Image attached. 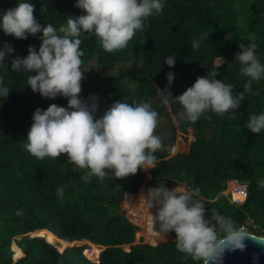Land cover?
Segmentation results:
<instances>
[{
  "label": "trees",
  "instance_id": "16d2710c",
  "mask_svg": "<svg viewBox=\"0 0 264 264\" xmlns=\"http://www.w3.org/2000/svg\"><path fill=\"white\" fill-rule=\"evenodd\" d=\"M18 2L0 0V14ZM25 2L35 6L34 16L41 24H52L57 31L69 17L86 14L76 7V0ZM162 3V13L149 17L143 31H137L122 50L106 52L95 35L82 33V66L94 60L102 67L100 78L105 86L97 118L118 100L129 104L149 102L148 97L156 89L168 86L169 72L175 77L170 89L173 96L182 94L213 67L219 72L216 78L233 85V95H238L250 79L241 75L242 65L235 60L239 44L254 43L255 54L264 64V0ZM42 35L41 32L17 39L0 28V48L7 44L14 49L5 58L7 68L0 66V80L10 90L8 97L0 96V264H54L60 256L73 264H202L177 250L174 232L171 238L155 245L134 243L137 225L141 229L138 235H144L149 242L170 235L150 230L154 209L143 197L160 184L169 190L175 188L168 186L173 183L186 190L198 188L206 209L217 210L246 232L264 236V187L258 184V180H264V130L255 134L246 127L251 115L264 114V78L252 82V90L239 109L223 116L208 112L211 119L202 116L195 123L178 118V103H169L170 111L165 104L151 103L158 114L171 113L182 131L192 129L194 139L188 150L176 153L181 150V136L175 141L176 150L170 151L176 154L168 157L165 151L157 150L154 155L160 161L149 169L146 185L142 184L141 170L124 179H117L114 172L106 170L108 174L103 180L92 176L85 182L82 176L88 170L79 169L67 155L41 160L25 149L35 110H46L51 104L68 106L66 97L48 99L34 93L27 85L29 73L12 70V61L27 57L29 47L39 51ZM193 41L200 42L199 49L191 47ZM134 53L137 65L131 62ZM169 55L175 57L174 67L165 61ZM80 98L88 100L85 92H81ZM230 177L248 184L242 205L230 203L221 193ZM58 187L64 189L62 197L57 193ZM125 192L129 193L124 205L129 208L133 223L121 206ZM21 209L22 214L18 215ZM248 220L252 221L250 227H246ZM155 230H159L158 224ZM32 231L37 235L29 236ZM82 240L101 247L99 262L85 258L84 245H67L60 253L53 244ZM98 252L97 247L84 250L92 259ZM12 254L18 259L14 261Z\"/></svg>",
  "mask_w": 264,
  "mask_h": 264
},
{
  "label": "clouds",
  "instance_id": "9594fccd",
  "mask_svg": "<svg viewBox=\"0 0 264 264\" xmlns=\"http://www.w3.org/2000/svg\"><path fill=\"white\" fill-rule=\"evenodd\" d=\"M76 7L86 14L69 17L58 31L52 24H41L34 16L35 6L25 0H19L17 6L0 14V28L6 35L26 39L29 35L43 34L39 51L29 47L27 57L12 61V70L29 73L27 85L34 93L48 99L68 98L67 107L51 104L46 110H35L25 149L41 160L67 155L79 169L88 170L82 176L85 182L92 176L103 180L108 174L106 170L114 172L117 179H124L141 169L153 168L154 154L161 147V140L155 135L159 114L150 102L129 104L118 100L97 118L99 98L95 95L88 100L80 98L85 78L80 37L82 33L95 35L103 50L109 53L122 50L137 31H143L149 17L162 13L164 4L162 0H76ZM41 11L43 13V7ZM191 47L199 49L200 42L193 41ZM256 47L254 43L239 44L235 60L242 65L241 75L250 79L238 95H233V85L216 78L219 72L215 67L206 76L197 77L195 83L178 96H173L170 90L175 77L169 72L168 86L158 88V95L166 105L178 103L181 106L178 118L192 123L202 116L211 119L206 115L208 112L220 116L234 112L251 92L252 82L264 78V64L255 54ZM13 52L7 44L0 48V66L7 68L5 58ZM165 61L169 67L175 66L174 55L167 56ZM9 92L0 80V96L8 97ZM246 127L260 134L264 130V114L251 115ZM258 184L264 187V180H258ZM63 192V187L57 188L59 196L62 197ZM199 196L198 188L186 190L180 185L171 190L164 184L150 188L147 196H143L154 209L150 230L166 235L174 232L177 250L194 261L223 264L227 252L245 250L246 241L252 237L217 210L206 209ZM157 224L158 231L155 230Z\"/></svg>",
  "mask_w": 264,
  "mask_h": 264
},
{
  "label": "rangeland",
  "instance_id": "374dc122",
  "mask_svg": "<svg viewBox=\"0 0 264 264\" xmlns=\"http://www.w3.org/2000/svg\"><path fill=\"white\" fill-rule=\"evenodd\" d=\"M128 62L129 61L127 60V63ZM131 62H133V63H135V65H137V58L135 57V53L133 55V58H132ZM217 62L219 63L220 60H217ZM122 65H120V66H122ZM81 68H82V71H83L84 77H85L82 80V92L86 93L87 99L90 96H92V95L97 96L99 98V100H98V104H99L103 100V89H104V86H105L104 82L100 78V76L102 75V67L100 65H98L97 63L95 64L94 60H91L90 62H88V63L84 64L83 66H81ZM114 70L116 71V69H114ZM148 100H149L150 103H152L155 106H160V105L164 104L162 99H161V97L158 95V89H156V93L155 94H153L152 96L148 97ZM89 102H91V101H89ZM166 107H167L168 111H170L169 104H167ZM155 135H157L160 138V140H161V147H160L159 151H165V153H166L165 156H168V157H169V155L171 156V155H174L176 153L186 152L188 150V148H189V145H190L191 141L194 139L192 129L189 128V129H187L186 132L182 131L180 129L179 122L169 112H168V115L165 114V113H160L158 115V125H157L156 130H155ZM179 136H181L182 140H183V142L179 141L180 145L182 143V146H180L181 150L173 154L170 151H175L176 150L175 141H177L179 139ZM165 158H167V157H165ZM158 161H160V160H156V162H158ZM149 169L147 171L144 170V169H141V172H142V175H143V183H145V185H146L147 181L150 179V175H149V172H148ZM177 185H180V184L173 183V184H170L169 186H175L176 187ZM140 188L141 187H139V190H140ZM125 196H126V193L123 195L121 206H122V209H125L126 216L130 219V221H132L131 218L129 217V211L130 210H129V208L125 207V205H124ZM251 224H252V221L248 220V222L246 224V227H250ZM138 227H139V230L136 233V237H135L134 243L143 242V243H147V244H151V245H154V244L157 243V242H155V243L149 242L144 235H142L140 237V235H138V234L141 232V229H140L139 225H138ZM35 234L31 235V233H30L29 235L35 236ZM169 238H171V234L168 237H165V238L161 239L160 242L166 241ZM54 244L56 245V247L58 248L59 251L60 250L62 251L64 249V247L67 246V245L68 246H72L74 244H76V245L86 244V245H88V247L86 249L91 248L90 245H92V247H93L92 250H94L97 247L92 242H89V241H86V240L76 241V242H73V243H70V244H67V243L60 244L58 242H54ZM12 245H11V249H12ZM124 247L128 248L127 245H125ZM100 249H101V247L99 248V250ZM83 254L85 255L84 250H83ZM12 257H13V259L15 258L13 256V254H12Z\"/></svg>",
  "mask_w": 264,
  "mask_h": 264
},
{
  "label": "water",
  "instance_id": "95a60500",
  "mask_svg": "<svg viewBox=\"0 0 264 264\" xmlns=\"http://www.w3.org/2000/svg\"><path fill=\"white\" fill-rule=\"evenodd\" d=\"M141 79L146 80L144 78ZM249 234L252 239L246 241V249L243 251L237 250L235 252H227L223 257V264H264V237L255 235L253 233ZM159 242L160 241H158L156 244H158ZM54 264L73 263L69 261L66 257L60 256L54 260Z\"/></svg>",
  "mask_w": 264,
  "mask_h": 264
},
{
  "label": "built area",
  "instance_id": "2783aa9c",
  "mask_svg": "<svg viewBox=\"0 0 264 264\" xmlns=\"http://www.w3.org/2000/svg\"><path fill=\"white\" fill-rule=\"evenodd\" d=\"M247 188H248V184L246 181H241L237 178L230 177V178H227L225 180L224 188L221 191V193L228 199V201L230 203L235 204V205H242L246 201V198H247ZM90 246H91V248H89V249L92 250L93 247H92V245H90ZM96 246L99 250L100 247L98 245H96ZM86 248L87 247H85L84 250ZM100 250H99L98 255L95 259L89 258L87 253H85V257L87 259H89L90 261L97 263L99 261V258H100Z\"/></svg>",
  "mask_w": 264,
  "mask_h": 264
},
{
  "label": "crops",
  "instance_id": "0c3cea01",
  "mask_svg": "<svg viewBox=\"0 0 264 264\" xmlns=\"http://www.w3.org/2000/svg\"><path fill=\"white\" fill-rule=\"evenodd\" d=\"M165 156H163V158H164ZM158 158H161V157H158ZM160 160V159H159ZM149 172V171H148ZM142 184H143V182H142ZM178 184V183H177ZM140 187H141V185H140ZM138 232V231H137Z\"/></svg>",
  "mask_w": 264,
  "mask_h": 264
},
{
  "label": "bare ground",
  "instance_id": "6f19581e",
  "mask_svg": "<svg viewBox=\"0 0 264 264\" xmlns=\"http://www.w3.org/2000/svg\"><path fill=\"white\" fill-rule=\"evenodd\" d=\"M33 232H34V231H33ZM33 232H31V235L35 234V233H33ZM35 235H37V234H35Z\"/></svg>",
  "mask_w": 264,
  "mask_h": 264
}]
</instances>
